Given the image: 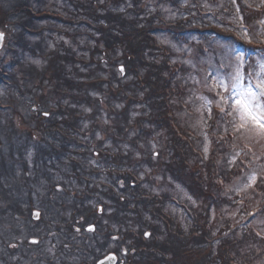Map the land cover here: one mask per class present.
<instances>
[{
	"label": "trees",
	"instance_id": "obj_1",
	"mask_svg": "<svg viewBox=\"0 0 264 264\" xmlns=\"http://www.w3.org/2000/svg\"><path fill=\"white\" fill-rule=\"evenodd\" d=\"M67 1L79 9L73 10V16L55 9H43L42 6L45 5L46 0H25L11 9L10 7L5 9L6 0H0V23L5 25L8 21L14 22L13 15L18 19V27L13 29L14 31L17 29V32L8 31V35L10 34L9 60L5 65H3L4 63L0 64V84L11 86L8 88L7 95H5V88L0 93V105L18 107L24 105V100L29 98V93L18 90L13 70L15 66L19 71H24V81H29L30 84L33 81L36 89L40 92L39 97L33 96V104L36 99L41 102H45L47 99L49 102L46 90L57 96L58 101H64L59 102L58 106L46 103L45 109H40H54L57 114L54 116L52 112L49 117H41L39 120L48 123L62 121L70 123L71 128L78 127L81 136L79 139L81 143L86 144V146H81L83 149L81 154L96 153L98 159H101V162L106 165L104 168L105 179L114 183L117 180H123L124 192L129 193L134 203L139 204L137 209L143 207L147 217L143 219L144 224L138 225L140 230L128 229L124 233V245L127 248L128 256L129 258L133 257L134 261L136 258L135 262L139 261V264H264V235L258 226L253 225L257 214L254 216L253 213L242 219L240 215L246 214L249 209L244 193L241 190L232 191L229 188L233 175L246 169L244 160L238 167L239 171L234 169L230 164V158H227L225 153L226 151H235V147L232 148L234 144L231 139L235 131L233 124L236 122L231 116L229 118L222 116V114L228 115V108L225 109L227 110L225 112L217 111L214 108V118L207 128L214 149L211 155L208 154L205 157L203 151L196 145L199 138L198 133L190 127L180 125L175 116L176 111L183 108L188 109L187 112L191 113V109L183 101V97L187 94L185 77L181 74L184 66L181 62H172L170 60L172 51L158 44L152 35L156 32H165L185 42L189 34L197 31L196 27H185L188 22L190 23V18L195 16V13L200 14L203 18L208 14L203 11L201 2L193 0L195 2L193 8H185L188 17L174 22L159 15L158 12L151 13L146 6L139 5L140 0H132L133 5L126 7L127 13L132 10L136 14V16H132L134 18H128L124 10L117 9L116 12L112 10L115 4L129 2V0H104L105 3H109L113 7H109L99 0ZM169 1L173 4L176 0ZM235 2L241 13V23L251 33L254 27L258 30L262 21L260 18L262 6H255L248 0H235ZM231 7L232 5L226 1L214 11L212 16L220 17L224 23L229 24L230 22L224 20L222 15L223 17L229 15ZM224 8L225 12L222 11ZM12 10L15 14H11ZM111 15L116 16L115 20H119V25L110 23ZM100 16L103 21L99 22ZM136 17H143V19L136 20ZM47 18L55 20V24H50L47 27L46 25L41 26V22ZM128 22L129 24L126 25ZM70 25L75 26V32L78 35L87 36L86 39L94 41L93 47L87 48L89 49L87 50L85 48L87 44H84V47H79L76 52L71 50L70 45L65 44L61 37L57 44H54L59 47L43 52L38 40L33 45H29V49L33 50L34 55L38 51L33 48L40 49L43 58H47L46 64L36 66L30 62L29 68L27 66L25 69V66L18 63L14 56L16 44L25 47L23 42L29 40V34L39 35L43 29L47 28L50 32L47 35L49 39L53 38L52 32L59 36L75 37V32H68ZM81 26L87 27L89 31L83 30ZM26 27L31 28V32L27 31ZM202 30H207V27L202 26ZM225 36L234 37L233 39L244 51L254 53L260 49V53H264V43L259 42V39L264 37L260 33L255 35L259 46L245 44L234 34ZM138 37L141 38L138 39ZM148 39L151 41L152 49L145 50L133 45L131 49H123L121 55L118 56L119 43L127 42L132 45L135 41L144 43ZM86 53H88L87 56H85ZM118 61H121L126 71L131 73L132 80L130 82L136 87L135 89L129 87V82L122 81L123 76L119 75L115 68ZM104 62L110 66V73L107 76L100 75L105 71ZM32 67L37 69L35 75L30 71ZM41 68L44 70L43 74H39ZM254 69L256 70L257 66H252L249 72L251 73ZM246 71H248L247 67ZM26 75L30 77L25 78ZM11 88L15 90V93L10 92ZM101 93H106L116 103H123L120 108L113 104L108 105L112 118L120 119L121 123L108 125L98 116L94 121L92 115L100 105ZM95 94L98 96L96 97ZM30 99L32 102V98ZM175 101L176 104H174ZM138 103L148 104L150 110L147 114L141 113L138 116L139 120L136 122L140 126L138 138H127L128 130L132 129V118L129 112L131 109H136ZM92 105L94 112L86 111V107H92ZM38 117L40 116L38 115ZM85 122H88L87 126L84 125ZM219 122H222L224 127H221ZM143 125H147V127L143 128ZM94 126L96 130L101 126L104 132H109L108 135L115 141L114 143L125 142L129 148L126 151L118 147L113 150L104 148L101 146V142H97L95 148L92 149L91 144L85 141L83 136L86 135L87 130L94 132L95 128L92 129ZM155 132L165 135L158 150H163L166 153L161 159L153 158L151 164H148L147 168L155 171L157 176H150L146 172L145 178L150 181L147 183L153 184L156 179L163 183L170 179L169 176L182 182L192 197L200 200L202 206L198 209L184 201L179 202L180 204L176 203L180 205L184 213L178 215L175 212L167 211L163 207V203L167 199L175 203L173 196H165L163 195L165 193L160 194L141 185L143 178L139 176L140 167L137 165L147 163L152 154L147 152V155L142 153L145 156H140L136 149L140 150L143 146L139 144L141 137L147 140ZM62 135L64 136V134ZM93 137H95V133ZM44 153L47 154L45 151H40V155ZM58 153L60 151L53 152L56 155ZM51 154L49 151L47 155L53 157L54 155ZM153 154H158L156 156L158 158L161 157L160 153L153 151ZM193 157L195 158L194 162ZM160 161L162 162L159 165ZM2 162V170H4L8 162ZM87 162L86 159L81 158L82 169L85 170L89 166L87 170L95 169L91 172H97V168L87 165ZM110 163L111 165H108ZM84 180L86 179L82 176L81 182ZM260 190H264V180L258 184L257 191ZM238 199L240 200L238 201ZM127 201L128 199L124 195V203ZM223 204L227 205L226 210L228 211L231 209L229 206L235 205L242 214H237L236 219L233 216L231 218L227 214L228 212L223 210ZM186 225L190 226L186 227ZM146 227L145 231L149 232L148 237H145V231H142V228ZM239 228L242 229V232L237 234ZM245 245L248 248L242 253Z\"/></svg>",
	"mask_w": 264,
	"mask_h": 264
},
{
	"label": "rangeland",
	"instance_id": "obj_2",
	"mask_svg": "<svg viewBox=\"0 0 264 264\" xmlns=\"http://www.w3.org/2000/svg\"><path fill=\"white\" fill-rule=\"evenodd\" d=\"M25 0H6V7L5 9H8L10 7L13 8L16 5H19V3L24 2ZM47 2L45 5L42 6L43 9L46 10H52L55 9L56 11H63L64 14L73 16V10H79L76 7L73 6L70 2H66V0H46ZM201 3L200 5L203 7V11L207 12L205 18H203L200 14L196 15L190 18V24H193L192 27H198L197 32L195 34L190 35L188 38H186L185 42L178 40L174 38L173 36L169 35L165 32H156L152 33L154 40L168 49L172 51V55L170 57V60L172 62H181L184 66V70L181 74L185 77V88L187 89V94L183 97L184 103H187L189 109L192 113H188V109H179L176 111V119L180 125H184L187 127H190L194 129L198 135L199 138L196 141V145L200 147V149L203 151L205 157L211 155V152L214 149V145H212L211 140L209 138V134L207 132V128L211 123V120L214 118V108H216L217 111L221 112V108L226 107L228 108V112H233L230 105H224V104H217V100L219 99L218 93L220 92V89L215 87V81L217 78H225L233 75L236 71V59L234 56H230V53L232 51L240 52L244 55V61L243 66L241 68V72L245 77V83L248 82V79L250 77L251 82L253 85L256 83V73L260 72L262 76H264V53H260V49L256 50L254 53L244 51L241 46L237 44L235 39L231 37H224L221 36L222 32H228L229 35L231 33H234L241 41H243L245 44L248 45H258V40L256 38V34L260 33L261 36L264 37V0H248L255 4V6H262L261 8V15L260 18H262V21L260 22V31L257 28L252 29L249 31L246 29V27L241 23V13L239 12L238 5L236 4L235 0H199ZM219 1V2H218ZM227 1V3L232 5V9L230 11L229 15H222V18L226 21H229L230 23L227 24V22H223V20L220 17H214L212 16L214 11L220 7L221 4H224ZM99 2L105 3L104 0H99ZM218 4L216 5V3ZM177 3V4H176ZM54 4V5H53ZM109 7H113L109 3H105ZM133 5V1L129 0V2L124 1L118 5H114V8L112 10H124L126 13V16L128 18H134L132 16H136V14L130 10L129 13H127L126 7ZM139 5L146 6L147 10L150 9L151 13L158 12L159 15H163L167 20H181L186 19L188 17V12L185 10V8L192 9L195 5V2L193 0H176L175 3H171L169 0H140ZM254 6V7H255ZM225 12V8L222 10ZM11 14H15V12L12 10ZM14 24L12 26L4 27L7 35H6V41L8 37V31H13L14 28L18 27V19L15 15H13ZM99 16V15H98ZM112 17L110 19V23L114 25H119V20H115L114 15H111ZM143 19V17H136V20ZM103 21L102 17L98 18V21ZM50 24H55V20L47 18L44 19L41 22V26L46 25L49 26ZM129 22L126 24L128 25ZM2 26V25H0ZM201 26L207 27L209 30L202 31L199 30ZM3 27V26H2ZM188 27V26H185ZM81 28L85 31H89V29L85 26H81ZM68 32L72 33L75 32V26L70 25L68 28ZM50 32L47 28L43 29L41 34L39 35H32L29 34V40H25L23 43L26 45L25 47L22 45L16 44V50L14 56H16V59L18 60L19 64H22L25 66V69L29 68V63L33 62L36 66H40L41 64L44 65L47 62V58H43L41 55V51L38 48L36 49L38 52L36 55H34L33 50L29 49V45H33L34 42H37L39 40L40 45L43 49V52H47L50 49L59 47L54 44H57V42L61 39V37L64 39V43L67 45H70L71 50H75L77 52V49L79 47H84V44H87L85 48H91L93 47L94 41L86 39L87 36H80L76 32L75 37L71 36H59L55 32H52V39H49L47 35ZM247 33V36L245 35ZM10 36V34H9ZM74 38V40H73ZM141 37H138L140 39ZM262 40V41H261ZM141 42V41H140ZM260 43H264V38L259 39ZM21 44V43H20ZM120 47L118 50V56L121 55L122 50L124 49H131V47L134 45L135 47L139 46L140 48H144L145 50L152 49L151 41L148 39L144 43H136V41L130 45L127 42L119 43ZM102 46V45H100ZM87 49V50H89ZM209 50V51H208ZM206 51H208L206 53ZM10 55V52H8L5 48H2L0 50V64L5 65V63L8 62V57ZM88 53L85 54L87 56ZM119 66L122 67V72L119 70ZM252 66H257V69L251 71ZM246 67L248 68V71H246ZM115 68L118 70V74L123 76L122 81L123 82H129V87L136 88L130 81L132 80L131 73L127 72L124 68V65L121 61L116 62ZM14 75H15V81L18 85V90L23 91L24 93H32V106L36 109L43 108L45 109L46 103L52 105V106H58L57 104L59 102H64L62 100L58 101L57 96H55L52 92L45 91L48 100L46 99L45 102H41V100H35L33 104V96L39 97L40 92L38 89H36L34 82L32 81L31 84H29L27 81H24V71L18 70V67H13ZM104 72L100 75L107 76L110 73V66H108L104 62ZM30 71L33 75L36 74L37 69L36 67L30 68ZM79 71V66H78ZM44 70L41 68L39 70V74H43ZM11 86L2 85L0 84V93L3 92V88H5L6 92L5 95H7L8 88ZM11 93H15V90L11 88ZM142 94V92L140 91ZM224 95H227V93H223ZM97 97L98 95L95 94ZM58 101V102H57ZM210 102V103H209ZM100 105L95 109L88 106L86 107V111L88 112H94L92 115L94 121L95 117H99L103 122L107 123L108 125H111V123L119 124L121 123V120L113 119L112 116L109 113L108 105L113 104L120 108L123 103H116L114 102L112 97H109L106 93H101L100 99H99ZM176 104V101L175 103ZM136 109H131L129 112L130 117L132 118V129L128 130L126 137L127 138H138V134L140 131V126L136 124L137 120H139V115L142 113L143 115L147 114L150 110V107L148 104H136ZM225 108V109H226ZM41 110V109H40ZM222 116L229 118L230 116L234 118L235 122L233 124L234 127V136L232 137L231 141H233L232 148L235 147V151H226L227 158H230V164L234 167V169L238 170V167H240L242 160L246 162V166L238 172L236 175H233L231 178V184L229 185V188L232 191H238L241 190L244 193V197L246 199V204L249 206L248 211L246 214H242L238 207L233 205L229 211L227 209V205L223 204V210H226L228 215L233 218L237 214H242L240 217L242 219H245L248 215L253 214L256 218L254 219L255 226H258L261 233L264 235V190L257 191L258 184L263 181V175H264V133H261L258 129L254 128L252 125H245L244 127L240 126V120L235 113L233 115H226L222 114ZM10 113L5 110H0V139H1V153L5 154L6 151H4V143L5 140H9L10 131L8 130V122L10 120ZM223 118V117H222ZM224 119V118H223ZM7 121V122H6ZM6 122V123H5ZM87 126L88 122H85ZM218 124H221V127H224V124L222 122H219ZM150 125V124H148ZM147 125H143V128H146ZM95 126L92 128L94 129ZM43 133L42 130H40L37 126L34 125L33 127V143H40L41 142V134ZM95 133V137H93V134ZM109 132H104L102 130V127L98 130L96 128L94 129V132L91 130H87L86 135L83 136L85 141L91 144L92 149L95 148V145L97 142H101V146L104 148H110L115 149L116 147L121 148L122 150L126 151L129 146H127L124 143H114L115 141L109 137ZM232 133V132H231ZM77 137H81L79 133H75ZM165 135L163 133H156L150 136L147 140L143 137L139 139V144L143 145L142 148L139 150L136 149L140 156L142 153L150 152L152 156L150 157L149 161L145 164L137 165V167H140L139 176L143 178V182L141 185H145L148 189L157 192V193H165L163 195H172L175 199V203L171 202L169 199L165 200L163 203V207L167 211L175 212L178 215L184 213L183 209L180 208V203L186 201L188 204H190L193 207H197V209L202 206L200 200H196L186 186L183 185L182 182L171 178L167 179L163 183H160L158 179L152 184L147 183L150 182L145 178V173L147 172L150 176H157V173L155 171H151L148 167V164H151V160L154 159H161L164 156V153H166L163 150L160 149L161 141ZM131 145L130 143H127ZM83 146V145H82ZM38 147V146H35ZM83 150V149H81ZM154 153H160L161 157H156L158 154L154 155ZM156 151V152H155ZM82 152V151H81ZM76 153V152H75ZM142 155V156H145ZM166 155V154H165ZM36 156H40V152L36 153ZM81 158L86 159L88 161L86 164L90 165L92 167L99 166V168H106V165L101 162V159H98V156L95 154H81ZM41 159L43 161H41ZM33 168L32 171H30L29 178H30V185L31 180L34 182V186L38 187V189H41L43 185H50L52 184L51 176H49L47 173H49L51 170H53V167L58 164L56 161V158L49 157L48 155L45 157H40L39 159L34 158L33 156ZM36 161V163H34ZM195 161V158L193 157V162ZM210 161V160H209ZM162 161L158 162L160 165ZM3 163V162H2ZM1 163V166H2ZM63 164V163H62ZM108 165H111L108 164ZM89 168V166H88ZM1 169V167H0ZM2 170V169H1ZM0 170V189L2 184L4 183V178L2 176L3 172ZM64 168H61L59 171H63ZM37 172V173H36ZM35 174L39 175V179H37ZM47 175V176H46ZM56 176V175H55ZM101 179H105V174L102 172ZM19 179H23L18 177ZM57 178V176H56ZM7 180H11L10 177H7ZM59 180V178H58ZM96 180H93L90 183L81 182V186L84 187L85 191L89 190L92 192L94 188V182ZM72 179L69 177L66 182H63V185H72ZM4 186V185H3ZM32 186V185H31ZM256 186V188H255ZM6 187V186H4ZM4 196L6 198H9L10 190H4L3 191ZM94 198L97 197V194L94 193ZM102 194V193H101ZM125 198L128 199L126 203H124V233L128 229L133 230H140L139 224H144L143 219H145L146 212L144 211L143 207L138 208L137 203H134L132 196L129 195V193L124 192ZM99 196V194H98ZM4 197V198H5ZM240 199H238L239 201ZM5 202L3 199L0 203ZM179 204H176V203ZM91 204V203H90ZM96 204V203H95ZM165 204V206H164ZM97 204L95 205L96 208ZM259 208H258V207ZM86 207V206H83ZM136 207V209H135ZM249 212V213H248ZM211 216H213V213H211ZM233 216V217H232ZM119 215H117V218L119 219ZM151 218V217H150ZM152 220V219H151ZM87 222V221H84ZM190 225H186V227H189ZM245 228V225H244ZM147 230L146 228H142V231ZM241 230V231H239ZM237 234H240L242 232V229L239 228ZM247 245L244 246L242 253L246 251ZM137 259L135 258V261ZM133 257L128 258V261L125 264H139V261L135 262Z\"/></svg>",
	"mask_w": 264,
	"mask_h": 264
},
{
	"label": "flooded vegetation",
	"instance_id": "obj_3",
	"mask_svg": "<svg viewBox=\"0 0 264 264\" xmlns=\"http://www.w3.org/2000/svg\"><path fill=\"white\" fill-rule=\"evenodd\" d=\"M29 94L24 105L0 106L11 117L5 154L1 153L0 139L1 169L2 161L8 162L6 169H0L4 178L0 202L5 201L0 203V264H98L100 261L101 264H125L129 256L124 245V181L114 183L101 179L104 171L83 170L82 147L75 135L79 128H71L70 123L62 121H40L41 117H49L51 111L33 108ZM34 125L44 131L41 142L36 144L33 143ZM35 146L47 154L51 151L56 158L58 164L47 173L56 185L38 189L32 180L30 185L28 176L33 168ZM54 151L60 153L56 155ZM61 168L64 170L59 171ZM22 176L23 179L18 178ZM82 176L87 183L96 180L92 192L81 186ZM34 177L39 179L37 174ZM69 177L73 184L63 185ZM4 190H10L9 198L4 196ZM93 192L97 197L94 198ZM37 211L38 218L33 215Z\"/></svg>",
	"mask_w": 264,
	"mask_h": 264
},
{
	"label": "snow or ice",
	"instance_id": "obj_4",
	"mask_svg": "<svg viewBox=\"0 0 264 264\" xmlns=\"http://www.w3.org/2000/svg\"><path fill=\"white\" fill-rule=\"evenodd\" d=\"M4 35L5 33L0 31V40H3ZM245 35L247 36V33ZM230 56H234L236 59V71L229 77L216 79L215 87L220 89L217 104L230 105L233 112H228L227 114L233 115L235 113L239 117L241 127L250 124L261 133H264V76L257 72L255 85L251 82L250 77L248 82L245 83V77L241 72L245 59L244 55L240 52L232 51ZM223 93H227V95ZM225 111V108L222 107L221 112ZM44 114L48 115L47 112ZM33 215L38 218L39 212H34ZM89 230H92L91 226ZM145 235L149 234L145 233Z\"/></svg>",
	"mask_w": 264,
	"mask_h": 264
},
{
	"label": "water",
	"instance_id": "obj_5",
	"mask_svg": "<svg viewBox=\"0 0 264 264\" xmlns=\"http://www.w3.org/2000/svg\"><path fill=\"white\" fill-rule=\"evenodd\" d=\"M2 42H3V40H0V47L2 45ZM101 263H102V261H100L98 264H101Z\"/></svg>",
	"mask_w": 264,
	"mask_h": 264
}]
</instances>
